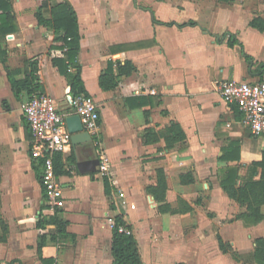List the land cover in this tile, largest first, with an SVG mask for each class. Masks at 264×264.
Returning a JSON list of instances; mask_svg holds the SVG:
<instances>
[{
  "label": "crops",
  "instance_id": "obj_1",
  "mask_svg": "<svg viewBox=\"0 0 264 264\" xmlns=\"http://www.w3.org/2000/svg\"><path fill=\"white\" fill-rule=\"evenodd\" d=\"M59 2L77 16V60L88 97L99 108V126L89 142L59 153L63 206H52L41 183L42 161L31 156L22 105L46 94L65 110L69 86L51 64L53 32L38 26L36 0H10L16 31L6 35L4 63L0 59V264H113L118 216L142 264H256L254 241L264 238V218L257 224L238 218L246 207L227 196L221 181L229 168L237 169V185L245 180L249 165L262 159L264 138L250 133L219 87L264 81V33L250 26L256 17L264 20V0L50 3ZM29 60L38 63L39 89L16 98L6 70L23 73ZM125 62L135 71L102 90L99 76L110 66L117 75V63ZM172 124L185 138L168 148L161 134ZM89 160L104 163L106 175L98 167L80 174L76 162ZM158 172L166 184L160 203L150 192ZM162 205L169 211L160 213ZM56 213L66 227L53 241L56 227L48 222ZM219 239L237 259L220 249Z\"/></svg>",
  "mask_w": 264,
  "mask_h": 264
},
{
  "label": "trees",
  "instance_id": "obj_2",
  "mask_svg": "<svg viewBox=\"0 0 264 264\" xmlns=\"http://www.w3.org/2000/svg\"><path fill=\"white\" fill-rule=\"evenodd\" d=\"M51 1L36 0L37 7L34 17L38 26L53 32V40L48 54L52 66L68 82L69 91L66 99L71 103L79 95L88 96L81 79V66L77 60L80 49L78 21L76 13L69 3L59 2L52 5ZM46 10H49L48 17L45 16ZM250 26L264 33V20L262 18H254L250 22ZM15 31V15L10 0H0V59L2 63H4L2 44L5 42L6 35ZM234 44L236 42H230L229 46L233 47ZM245 59L251 66L252 59L247 55H245ZM24 68L23 73L19 69L6 70L8 82L16 98L24 94L31 97L39 89L37 61H26ZM116 68L117 75H114L110 66L99 76L98 83L102 90L108 91L116 88L121 77H127L135 71V67L130 62L117 63ZM261 68L264 69V66ZM70 69H73L74 72H70ZM161 135L166 138L168 148L176 142H183L185 138L180 127L174 124L170 125ZM53 164L54 172L56 176H59L62 173L59 153L55 154ZM249 169L248 177L237 185V169L229 168L221 181V187L230 199L246 207L247 212L238 218H244L250 224H257L264 218L261 213V208L264 206V153L259 162H253L249 165ZM165 185L162 172H158V186L150 189L157 203L164 201ZM104 187L106 195L109 197L110 187L107 179H104ZM158 210L160 213H164L169 211V207L162 205L158 207ZM48 223L56 227V234L52 237L53 241H57L65 235L66 223L59 218L57 213L49 219ZM121 226L128 230L129 234L119 232ZM254 245L253 261L256 264H264V238L256 239ZM41 246L42 243H40L39 249ZM219 247L224 253L230 252L237 259V256L220 239ZM111 253L113 264H142L136 240L120 216L116 217L112 229Z\"/></svg>",
  "mask_w": 264,
  "mask_h": 264
},
{
  "label": "built area",
  "instance_id": "obj_3",
  "mask_svg": "<svg viewBox=\"0 0 264 264\" xmlns=\"http://www.w3.org/2000/svg\"><path fill=\"white\" fill-rule=\"evenodd\" d=\"M219 93L224 101L237 107L250 133L256 138H264V81H224ZM22 111L32 134L31 156L42 161L41 183L52 206L61 208L62 188L54 172L53 156L65 152L71 145L72 135L65 120L77 115L83 131L95 136L100 121L99 108L92 98L79 95L60 111L54 98L36 94L22 105ZM98 171L105 176L107 166L100 163ZM119 232L129 234L123 226L119 227Z\"/></svg>",
  "mask_w": 264,
  "mask_h": 264
},
{
  "label": "water",
  "instance_id": "obj_4",
  "mask_svg": "<svg viewBox=\"0 0 264 264\" xmlns=\"http://www.w3.org/2000/svg\"><path fill=\"white\" fill-rule=\"evenodd\" d=\"M65 121L67 130L72 135L71 144L73 147L91 140V136L83 131L80 119L77 115L69 116ZM76 155L77 153L75 152V156ZM99 163V160L78 161L76 162V168L80 174H91L96 172Z\"/></svg>",
  "mask_w": 264,
  "mask_h": 264
},
{
  "label": "rangeland",
  "instance_id": "obj_5",
  "mask_svg": "<svg viewBox=\"0 0 264 264\" xmlns=\"http://www.w3.org/2000/svg\"><path fill=\"white\" fill-rule=\"evenodd\" d=\"M120 4H122V3H120ZM231 256L234 258V256H233L232 254H231ZM245 262H246V263H251L252 260H251V258L248 257L247 259H245Z\"/></svg>",
  "mask_w": 264,
  "mask_h": 264
}]
</instances>
